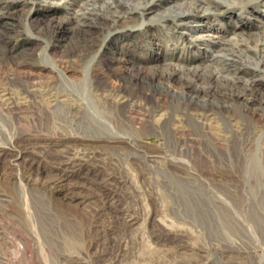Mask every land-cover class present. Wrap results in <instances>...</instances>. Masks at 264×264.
<instances>
[{"label": "bare ground", "instance_id": "obj_1", "mask_svg": "<svg viewBox=\"0 0 264 264\" xmlns=\"http://www.w3.org/2000/svg\"><path fill=\"white\" fill-rule=\"evenodd\" d=\"M31 1L74 4L73 0ZM163 1L80 0L71 7L62 23H72L80 30H113L128 20L144 22L150 19L156 15V6ZM224 1L232 0H182L174 13V23L188 29L189 36L205 42L208 48L205 66L193 62L192 58L185 65L173 64L149 76L136 72L135 79L140 80L142 86L160 80L168 91L186 93L187 99L202 110L207 106L230 110L239 103L248 116H259V121L264 123V13L253 15V23L248 25L256 28L245 31L246 35L239 33L237 25L228 27L226 33L216 24L213 27L207 25L211 20L204 23V18L222 13L224 9L220 2ZM96 3L101 4L102 9L96 8ZM5 62L12 67V72L7 74L12 85L18 75L28 76L17 68L25 58L9 57ZM52 67L67 79L58 67ZM86 75L95 84L107 79L93 66L85 70L83 76ZM173 81L179 84L176 90L168 84ZM26 84L17 86L24 93L22 100L11 89L0 88V176L7 179L1 184L3 192L0 193V264H193L198 257L208 264H215L219 259L227 264L233 261L234 254L249 262L260 255L259 264H264L263 177L260 161L248 151L249 141L234 149L190 152L192 158L199 160V164L192 166L193 172L215 173V183L225 184L230 195H207L201 187L189 190L182 185L180 190L175 188L173 192L175 199L169 204V212L195 226L197 233L207 237L208 241L203 245L192 242L183 226L161 222L157 218L160 202L151 199L152 209L144 227L153 245L144 247L138 236L143 225L136 226L140 219L137 192L129 190L130 182L126 178L107 171L112 162L98 150L102 143L108 148L126 144L133 148L129 156L138 165L159 157L148 155L137 146L133 133L137 134L139 127L130 128L131 134L125 129V120L142 108L139 102L130 103L136 96H128L120 86L110 87L106 94H98L94 85L81 89L84 101L78 103L63 97V87L60 88L59 83H49L50 87L45 90ZM119 91L123 94L115 99V92ZM94 94L100 95V100L117 112L114 109L100 111L91 100ZM148 104L145 111L156 106L151 101ZM99 116L108 120L106 130L99 122ZM143 117L140 120L152 124L150 114H143ZM112 122L118 124L120 130L113 128ZM27 124L37 132L23 131ZM165 125L163 121L158 127L162 129ZM242 125L247 135L255 132L256 125L249 119ZM167 128L162 130L168 133ZM106 131L111 134L105 135ZM57 135L65 136V139L59 143L58 156L48 158L49 153L56 150L49 136ZM200 135L206 137L204 133ZM214 142L220 144L219 140ZM18 165L22 167L23 176L8 183L13 174L12 166ZM180 165V162L172 164L175 168ZM224 170L232 174L230 183H222L223 176L219 172ZM36 187L54 190L57 194L53 198L58 196L70 204L88 205L91 202L89 228L93 240L86 248L83 247L81 220L68 218L56 211L55 204L43 202V197L33 191ZM211 248L215 249V254L212 252L207 256Z\"/></svg>", "mask_w": 264, "mask_h": 264}, {"label": "rangeland", "instance_id": "obj_2", "mask_svg": "<svg viewBox=\"0 0 264 264\" xmlns=\"http://www.w3.org/2000/svg\"><path fill=\"white\" fill-rule=\"evenodd\" d=\"M73 1L72 6L80 0ZM180 1L182 0H164L156 6V15L150 19L144 22L128 20L116 26L113 30L105 29L103 31L97 29L80 30L72 23L64 25L62 22H64V18L72 6L63 2L55 5L31 0L0 1V88L11 89L10 91L21 99V95H24L18 88L21 83H27L26 86L41 88V90L50 87L49 83L50 85L59 83L60 88L63 87V97L69 102L83 103L84 95L81 93V89L85 87L93 88L95 85L96 93L106 94L109 92L110 87L120 86L124 88L125 94L128 96H136L132 97L130 103H141L142 108L136 111L137 113L130 114V117L125 120V129L131 134L130 128L135 125L139 127L140 131H137V134L132 131L137 146L144 149L148 155L153 154L159 157L157 159L155 157L156 160L153 162H143L138 165L134 164L133 157L129 156V152L133 151V148L126 144L108 148L102 143L98 150L101 155L106 156L112 162L107 167V171L115 172L118 176L126 178L130 182L129 190L137 192L136 198L140 202L138 205L140 219L136 226L143 225L142 230L138 232V236L144 247H149V244L150 246L153 245L148 236L149 233L144 227L148 224L147 215L152 209L151 199L160 202L157 218L161 222L183 226L192 242L203 245L208 241L207 237L204 238V236L197 233L195 226L175 218L169 212V204L175 199L173 192L176 189L180 190L181 185V187L189 190H193L196 186V188L201 187V191L203 190L202 192L207 195H230L225 184L222 185L218 182L217 185L215 183V173L193 172L192 166L195 167L199 164V160L190 156L191 151L198 149L203 151L206 149L212 150L213 148H215L214 150H220L225 147L234 149V147L249 141L248 151L254 153L260 161V174L263 177L262 189H264V123L259 121V116H248L247 111L239 103L235 104L230 110L215 106H207L205 110H202L198 104L187 99L188 95L186 93L168 91L166 84L161 83L160 80L144 83L142 86L141 81L135 79L136 72L149 76L173 64L185 65L186 61L192 58H194L193 62L201 66H205L208 62L206 57L208 48H206L205 42L189 36L188 29H182V25L174 23V13ZM263 2L264 0L220 2L223 5L222 9H224L222 13L217 16L210 15L209 19L204 18V23L211 20L212 22L207 23V25L213 27L216 24L226 33H228L226 31L228 27L237 25L239 33L243 32L244 34L245 31L256 28L253 25L249 28L248 23H253L254 14L264 13ZM95 7L102 9V5L99 3H96ZM226 33H223L225 37L227 36ZM9 57L25 58V62L17 68L28 75L27 79L23 77L25 75L20 74L16 79L13 78L16 83L12 85L9 82L7 74L12 72V67L5 62ZM198 58L201 60H197ZM52 65L58 67L67 79L61 76ZM89 66L99 69L107 79L101 84L92 83L90 76H83ZM83 78L86 79L83 80ZM168 84L175 90L179 87L178 82L173 81ZM151 93L154 95H151ZM122 94V91L115 92V99H118ZM91 97V100L95 103L93 105L98 106L100 111L115 110V108L111 109L106 103L102 102L100 95L94 94ZM149 101L156 105L149 110L151 113L145 111L149 107ZM146 112L150 114L152 124L149 121L140 120L141 117L145 118L143 114H147ZM247 119L257 127H255V132L252 135H247L243 131L242 124ZM98 120L103 130H106L105 128L109 124V122H106L108 120L100 116ZM163 121L166 123L163 128L168 127V133H165L162 130L163 128L158 127ZM110 125H113V128L116 127L117 130L121 128L113 122ZM23 127L25 129L23 131L27 133L37 132L29 124ZM152 127H155L156 130H153ZM203 133L209 138L208 140L205 136L200 135ZM104 134L111 133L106 131ZM49 138L53 139L56 150L49 153L48 158L57 157L59 143L64 141L65 136L57 135L49 136ZM216 140H219L220 144L215 143ZM174 162H180L179 168L172 166ZM190 166L191 168H187ZM12 169V178L7 181L8 183L17 181V178L23 176L21 165L12 166ZM224 172H219L223 176L222 183H230L231 172L228 173L225 170ZM8 179L10 178L8 177ZM203 179L207 180L208 183H204ZM6 180L0 176V193L3 192L1 184L6 183ZM168 182L171 184L168 185ZM207 189H210V194ZM218 190L221 192L219 193ZM33 191L36 195L43 197V202L55 204L57 212L63 213L73 220H81L84 248L92 242L93 234L89 228L91 202L88 205L85 203L76 205L62 201L58 196L55 199L53 197H56V191L47 187H36V189L33 188ZM262 193L264 194V190ZM212 241L218 243L217 240ZM212 252L215 254L214 248L207 251V256H210ZM231 258L233 261L227 264H259L261 256L258 255L252 262L236 254ZM204 260L198 257L193 264H208ZM221 261L223 260L219 259L215 264H222Z\"/></svg>", "mask_w": 264, "mask_h": 264}]
</instances>
